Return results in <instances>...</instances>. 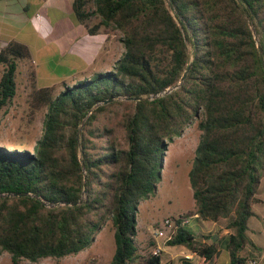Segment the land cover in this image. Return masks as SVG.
Wrapping results in <instances>:
<instances>
[{"label":"trees","instance_id":"1","mask_svg":"<svg viewBox=\"0 0 264 264\" xmlns=\"http://www.w3.org/2000/svg\"><path fill=\"white\" fill-rule=\"evenodd\" d=\"M73 7L91 34L119 30L123 53L110 70L60 89L37 86L30 72L31 110L46 109L43 134L34 151L0 144V252L11 264L78 254L111 220L109 264H162L139 252L138 206L158 190L169 142L199 120L189 172L196 207L178 216L168 244L210 264L217 243L199 240L186 219L225 218L230 264H246L242 251L256 247L248 233L253 205L263 202L264 0H74ZM93 17L99 21L90 26ZM31 55L19 41L0 47V108L17 95L19 63Z\"/></svg>","mask_w":264,"mask_h":264},{"label":"rangeland","instance_id":"2","mask_svg":"<svg viewBox=\"0 0 264 264\" xmlns=\"http://www.w3.org/2000/svg\"><path fill=\"white\" fill-rule=\"evenodd\" d=\"M70 20V18H61L59 20L60 25L55 30V33L61 30L67 31L71 26ZM98 21V17H93L88 21V24L92 26ZM83 29L84 27L78 26L76 32L78 33ZM103 29L106 30L107 27H103ZM108 31L109 38L112 40V48L106 51V48L101 43L103 40L101 35L82 34V37L77 39L71 51L67 53L68 56L65 57L66 61L67 58L71 59L69 66H73L74 72L62 76L66 72L58 66L59 69L57 71L46 75L41 69L37 74V86L59 82L56 86L60 89L63 83L73 85L81 79L90 78L96 73L110 70L118 58L121 57L124 48L120 39L121 32L112 27H108ZM40 46L41 44H36V47ZM42 65L48 66V63L44 62ZM3 69V65H0V79ZM31 71L32 65L28 60L20 61L17 77V95L8 105L0 108V144H5L9 148L19 147L34 151L37 141L43 134L46 109L33 112L29 104L30 93L33 89L29 80ZM201 133L199 120H195L185 128L180 136H175L169 142L158 190L149 197L143 198L138 206L139 227L136 236L138 246L144 245L146 239L153 236L154 229L160 226L165 219L178 217L195 209L196 203L193 197L189 172L193 166ZM258 196L263 199V202L253 205L256 215L250 219V230L248 233L258 244L264 246V222L260 219V215L264 213V177L262 178ZM212 226H214V221L200 220L196 216L189 217V227L195 234L202 233L205 229H210ZM260 231H263V235H261ZM114 232L113 222L109 220L97 233L95 241L85 251H81L80 257L88 256L83 262L78 260L76 254H74L63 258L48 257L38 262L23 260L21 264H108L113 258L116 247ZM216 236L217 234L214 235L212 241H215L219 248H225L228 239L216 238ZM158 241L163 240L158 238ZM248 246V248H252L259 253L262 252L259 249L260 247ZM144 249L146 250V248ZM174 249L176 253L184 250V248L180 247ZM245 250L242 251V254L245 253ZM0 264H11L10 254L0 252ZM174 264L185 263L180 260V257H176Z\"/></svg>","mask_w":264,"mask_h":264},{"label":"crops","instance_id":"3","mask_svg":"<svg viewBox=\"0 0 264 264\" xmlns=\"http://www.w3.org/2000/svg\"><path fill=\"white\" fill-rule=\"evenodd\" d=\"M73 4L74 0H0V46L6 45L10 41H19L26 44L31 50L32 55L28 61L32 65V70L36 72V79L41 69L46 75L57 71L59 67L66 72L62 76L72 74L74 68L71 65L69 66L71 59L67 58L66 61L65 57L68 56L67 53L71 51V48L76 44L77 39L82 37V34L91 35L88 27L76 19ZM61 18H70L71 26L65 32L61 30L55 33V30L60 25L59 20ZM78 26L84 27V29L77 33L76 29ZM103 27H100L95 34L101 35L103 38L101 43L107 51L109 48H112V40L109 38L108 27L106 30ZM73 32L75 33L73 34ZM36 44H41V46L36 47ZM44 62L48 63V66L42 65ZM260 219L264 222V213L260 215ZM137 221L139 227L138 217ZM227 223L228 221L225 218L214 221V226L210 229H205L202 233L196 234L197 238L208 243L212 242L215 234H217L216 238H227V235L232 232L231 229L226 227ZM262 232L260 231L261 235H263ZM202 235H209L211 238L206 240ZM251 239L255 242L256 247H260L259 249L262 252L259 253L247 246L245 253L242 254L249 258L246 264H263L264 246L258 244L253 237ZM156 246H160L162 249V264H174L176 257H180V260L187 264L184 254L191 251L186 246L169 245L164 241H158L153 236L148 237L144 245L139 246L140 253L146 256ZM176 247L184 248V250L176 253L174 249ZM82 252H79L76 256L78 260L83 262L88 256L80 257L79 255ZM198 260L199 256L196 255L189 262L197 264ZM210 264H230L227 248L218 247V253Z\"/></svg>","mask_w":264,"mask_h":264},{"label":"built area","instance_id":"4","mask_svg":"<svg viewBox=\"0 0 264 264\" xmlns=\"http://www.w3.org/2000/svg\"><path fill=\"white\" fill-rule=\"evenodd\" d=\"M178 217H171L167 218L163 221V223L154 229L153 231V237L155 239L161 238L165 243H168L175 235L176 233V220ZM186 222L189 223V219H186ZM151 255L154 256H161L162 249L160 246H156L152 249L150 252ZM196 256L193 252H188L184 254V259L190 261ZM169 264V263H167Z\"/></svg>","mask_w":264,"mask_h":264},{"label":"water","instance_id":"5","mask_svg":"<svg viewBox=\"0 0 264 264\" xmlns=\"http://www.w3.org/2000/svg\"><path fill=\"white\" fill-rule=\"evenodd\" d=\"M185 75H186V74H184V76L182 77V80L184 79ZM84 191L87 192V189H85ZM83 200H84V199H81V200L78 201V202L81 203V202H83ZM78 202H72L71 204H72V205H75V204H77Z\"/></svg>","mask_w":264,"mask_h":264}]
</instances>
